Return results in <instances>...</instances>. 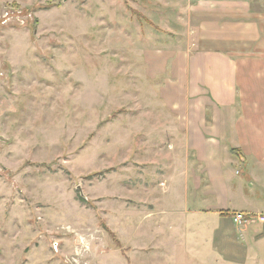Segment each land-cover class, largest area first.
Segmentation results:
<instances>
[{
	"label": "rangeland",
	"instance_id": "rangeland-1",
	"mask_svg": "<svg viewBox=\"0 0 264 264\" xmlns=\"http://www.w3.org/2000/svg\"><path fill=\"white\" fill-rule=\"evenodd\" d=\"M2 19L0 264L133 258L139 211L186 192L160 179L170 40L133 0H5Z\"/></svg>",
	"mask_w": 264,
	"mask_h": 264
},
{
	"label": "crops",
	"instance_id": "crops-1",
	"mask_svg": "<svg viewBox=\"0 0 264 264\" xmlns=\"http://www.w3.org/2000/svg\"><path fill=\"white\" fill-rule=\"evenodd\" d=\"M133 2L171 42L154 51L170 74L160 90L173 112L164 130L175 138L174 172L160 179L186 192L139 211L137 255L97 262L264 264V0ZM238 213L251 220L237 224Z\"/></svg>",
	"mask_w": 264,
	"mask_h": 264
},
{
	"label": "built area",
	"instance_id": "built-area-1",
	"mask_svg": "<svg viewBox=\"0 0 264 264\" xmlns=\"http://www.w3.org/2000/svg\"><path fill=\"white\" fill-rule=\"evenodd\" d=\"M11 14H14V15H15V12H13V13H11ZM15 16H16V15H15ZM5 19H6V18H5ZM7 21H8V20H7ZM0 22H2V24H4L3 19H2ZM234 220H235V222H236L237 224H239V225H243V224L248 223V222L251 220V218L248 217V216H247L246 214H244V213H238V214H235V215H234ZM258 220H259V222L264 223V217H260Z\"/></svg>",
	"mask_w": 264,
	"mask_h": 264
},
{
	"label": "trees",
	"instance_id": "trees-1",
	"mask_svg": "<svg viewBox=\"0 0 264 264\" xmlns=\"http://www.w3.org/2000/svg\"><path fill=\"white\" fill-rule=\"evenodd\" d=\"M110 234L113 235V236H115L112 232Z\"/></svg>",
	"mask_w": 264,
	"mask_h": 264
}]
</instances>
